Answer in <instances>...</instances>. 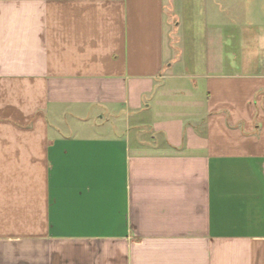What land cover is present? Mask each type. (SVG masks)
I'll return each instance as SVG.
<instances>
[{
  "label": "crops",
  "instance_id": "crops-1",
  "mask_svg": "<svg viewBox=\"0 0 264 264\" xmlns=\"http://www.w3.org/2000/svg\"><path fill=\"white\" fill-rule=\"evenodd\" d=\"M0 264H264V0H0Z\"/></svg>",
  "mask_w": 264,
  "mask_h": 264
},
{
  "label": "rangeland",
  "instance_id": "rangeland-1",
  "mask_svg": "<svg viewBox=\"0 0 264 264\" xmlns=\"http://www.w3.org/2000/svg\"><path fill=\"white\" fill-rule=\"evenodd\" d=\"M194 72V71H193ZM226 72H228V70H226ZM236 73H243L244 71L242 69L240 70H236ZM246 72H252V71H246ZM197 98H199L198 93H196ZM182 99V100H181ZM174 100V101H173ZM170 111L172 109V111L174 112H182L183 110H187L186 108H184V104H185V97L183 95L179 96L177 99L174 97L170 98ZM177 101V102H176ZM181 101V102H179Z\"/></svg>",
  "mask_w": 264,
  "mask_h": 264
}]
</instances>
